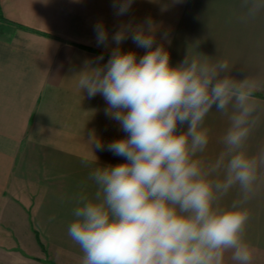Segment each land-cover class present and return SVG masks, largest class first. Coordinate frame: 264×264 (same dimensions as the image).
<instances>
[{
  "label": "crops",
  "instance_id": "1",
  "mask_svg": "<svg viewBox=\"0 0 264 264\" xmlns=\"http://www.w3.org/2000/svg\"><path fill=\"white\" fill-rule=\"evenodd\" d=\"M114 3L0 0V264H79L82 253L67 234L75 198L95 193L88 175L96 167L125 162L97 150L88 134L94 130L105 145L127 134L105 115L104 98H89L73 78L86 61L101 55L100 64L108 61L116 47L112 35L121 27L150 19L158 26L156 45L164 44L173 66L187 55L210 63L226 60L237 79H254L258 121L246 151L264 153V9L245 18V0H134L127 13L117 15ZM98 22L108 31L107 47L97 46ZM120 47L138 59L147 51L130 36ZM204 126L209 144L200 155L215 160L230 121L213 109ZM239 197L234 187L223 203ZM246 207L250 264H264V167ZM230 255L225 264H235Z\"/></svg>",
  "mask_w": 264,
  "mask_h": 264
},
{
  "label": "clouds",
  "instance_id": "2",
  "mask_svg": "<svg viewBox=\"0 0 264 264\" xmlns=\"http://www.w3.org/2000/svg\"><path fill=\"white\" fill-rule=\"evenodd\" d=\"M133 2L116 0L117 15ZM244 7L245 18L255 17L264 0H245ZM157 30L150 19L121 27L112 35L116 47L108 61L99 63L103 55L86 61L73 78L89 98H104L105 115L127 135L105 145L89 132L97 150L125 162L89 173L96 191L75 198L67 234L82 253L79 264H225L227 253L235 264H250L246 205L264 153L248 155L246 143L258 121L259 85L247 75L233 76L226 60L210 63L187 55L173 66L164 44L156 45ZM94 31L97 46L107 47L103 22ZM129 36L147 50L139 59L134 51L121 50ZM163 38L171 42L167 33ZM213 109L227 115L230 126L223 151L206 160L200 155L209 144L204 122ZM234 187L240 197L225 205Z\"/></svg>",
  "mask_w": 264,
  "mask_h": 264
}]
</instances>
